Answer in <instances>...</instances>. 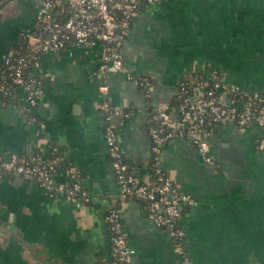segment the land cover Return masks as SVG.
<instances>
[{
  "label": "crops",
  "instance_id": "0c3cea01",
  "mask_svg": "<svg viewBox=\"0 0 264 264\" xmlns=\"http://www.w3.org/2000/svg\"><path fill=\"white\" fill-rule=\"evenodd\" d=\"M37 0H0V59L33 27ZM97 44H70L42 56L43 94L27 116L24 91L3 102L0 161L53 147L77 164L91 199L82 206L50 194L34 179L0 176V264H102L111 257L109 210L119 204L131 264H186L169 231L137 200H123L104 135L107 100L123 110L113 122L132 171L146 177L151 159L148 117L169 109L180 79L196 69H219L226 81L264 92V0H156L143 3L124 41V72L106 89L95 76ZM127 112V114H125ZM263 129L220 122L208 136L206 161L190 138L168 140L161 162L189 193L180 222L191 264H264Z\"/></svg>",
  "mask_w": 264,
  "mask_h": 264
},
{
  "label": "built area",
  "instance_id": "2783aa9c",
  "mask_svg": "<svg viewBox=\"0 0 264 264\" xmlns=\"http://www.w3.org/2000/svg\"><path fill=\"white\" fill-rule=\"evenodd\" d=\"M156 0H37V11L33 27L23 31L19 46L10 47L0 59V93L11 96L19 88L24 91L27 116L36 120L33 113L44 90V73L41 71L42 56L46 52L58 53L70 44L88 46L97 44L99 61L95 76L108 87L111 74L124 72L137 83L151 85L148 77L135 76L125 61L124 41L143 3ZM180 81L178 94L183 99L180 112L170 109H154L148 117L151 150L156 159V172L161 184L143 181L130 170L123 147V137L113 122V116L123 110L113 108L105 100L101 104L105 115L104 135L114 172L119 184V196L123 200L143 203L155 224L166 228L175 241L176 249L183 255L185 263L191 264L183 243L185 231L181 226V206L193 203V197L174 184L165 174L161 153L165 143L177 137L190 138L206 161L213 159L208 152V136L214 127L211 121H233L241 129L257 124L263 129L257 146L264 150V93L248 91L226 81L217 68L196 69ZM217 88L220 93H215ZM230 94H242L246 98L232 100ZM6 103L7 100L3 99ZM127 114V112H125ZM32 151L14 155L10 160L0 161V176L20 174L37 181L45 191L73 200L77 206L91 199L80 179L81 168L56 153ZM53 154V156H52ZM120 207L114 205L106 218L110 231L111 257L109 264H131L135 253L127 240L121 222Z\"/></svg>",
  "mask_w": 264,
  "mask_h": 264
},
{
  "label": "trees",
  "instance_id": "16d2710c",
  "mask_svg": "<svg viewBox=\"0 0 264 264\" xmlns=\"http://www.w3.org/2000/svg\"><path fill=\"white\" fill-rule=\"evenodd\" d=\"M21 43H18V44H16V45H14V46H17V47H20L19 45H20ZM2 71V69H0V72ZM138 76H140V77H145V75H138ZM146 77H148L150 80H152L151 79V77H149V76H146ZM188 78V75H185V76H183L181 79H180V81H182V80H185V79H187ZM180 81H179V83H180ZM179 83H178V85H179ZM215 93L216 94H219L220 93V91L217 89V88H215ZM262 93H264V92H262ZM5 100H7V101H9V97L10 96H2ZM230 98L234 101V100H238V99H245L246 97L244 96V95H242V94H237V95H234V94H230ZM182 99H183V97H182V95H180V94H176L175 95V97H173V99L171 100V103H170V110L172 111V112H174L175 114H178L179 112H180V109H179V104H180V102L182 101ZM220 122H218V121H211V122H208L207 123V125L208 126H213L214 128L219 124ZM56 153H62L59 149L56 151ZM52 156H53V154H52ZM126 160H127V157H126ZM130 170L132 171V169L130 168ZM149 171H148V175L146 176V177H144V176H141V178H142V180L144 181H148V182H150V183H152V184H155V185H159V184H161V181L159 180V178H158V175H157V172H156V159L154 158V153H153V151L151 150V159H150V162H149V169H148ZM165 174H167L168 175V173H167V171L165 172ZM82 178H83V174H82V172H81V175H80V179L82 180ZM82 185H83V188L84 189H86V187H85V185L83 184V181H82ZM87 190V189H86ZM87 192L89 193V191L87 190ZM120 204V203H119ZM119 204H117V206H119ZM142 204V206H143V203H141ZM120 207V206H119ZM144 208V207H143ZM144 210L147 212V210L144 208ZM182 210V209H181ZM182 212H183V210H182ZM102 264H109V260L108 261H105V262H103Z\"/></svg>",
  "mask_w": 264,
  "mask_h": 264
}]
</instances>
